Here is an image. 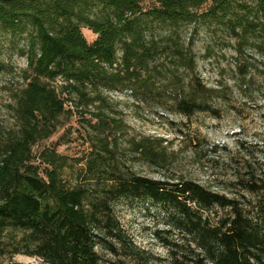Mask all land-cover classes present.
<instances>
[{"label":"trees","instance_id":"16d2710c","mask_svg":"<svg viewBox=\"0 0 264 264\" xmlns=\"http://www.w3.org/2000/svg\"><path fill=\"white\" fill-rule=\"evenodd\" d=\"M145 1L0 0V72H12L4 44L23 40L19 54L26 61L8 89L12 124L0 130V264L16 254L45 264H103L96 246L118 229L114 206L136 199L176 209L177 225L193 234L196 246L186 248L181 262L264 264L263 165L244 154V174L234 177L244 190L261 193L257 217L237 196L193 180L131 172L120 142L124 121L105 93L129 92L138 104L173 107L185 120L201 112L217 116L215 104L231 89L204 82L196 72L194 38L183 34L201 30L214 39L224 32L245 91L255 69L242 56L249 50L264 57V0H151L147 8ZM83 28L97 35L93 41ZM73 116L85 119L88 151L81 165L67 163L54 148L33 153ZM163 142L133 137L127 147L163 166L169 162ZM214 206L229 213L211 225L201 210Z\"/></svg>","mask_w":264,"mask_h":264},{"label":"rangeland","instance_id":"374dc122","mask_svg":"<svg viewBox=\"0 0 264 264\" xmlns=\"http://www.w3.org/2000/svg\"><path fill=\"white\" fill-rule=\"evenodd\" d=\"M151 4L152 1L148 0L143 6L147 8ZM82 32L89 42L97 36L87 28H83ZM188 36L194 38L196 72L205 83L214 85L218 82L231 92L223 95L215 104L219 109L217 116L201 112L187 120L171 110L173 107L164 110L156 105L138 104L125 91L105 92L111 100L113 111L119 113L124 121V131L120 133L124 165L129 171L146 177L174 182L190 179L226 196H237L244 210L257 217L255 207L261 193L252 194L244 190L234 177L244 174V154L249 155L254 166L263 165L264 168V57L249 50L242 56V60L243 57L249 60L255 69L253 80L248 82L251 88L242 91L238 87L241 78L234 71L238 57L225 33L219 32L211 39L209 33L201 30L194 33L188 29L183 37ZM22 43L23 40L18 39L1 47L2 57L11 65L8 71L12 68V72H0V130L12 124V116L7 108L8 89L17 85V71L26 66L25 57L19 54ZM83 125L84 118L73 116L50 138L37 143L33 153L38 155L43 148H54L65 157L67 163L74 165L81 161V165L88 151ZM180 128L185 131L182 136L177 132ZM133 137L163 140L169 162L156 166L138 158L127 147ZM261 173L264 174V170ZM67 178L72 179L70 172ZM191 207L199 212L197 205L191 204ZM114 212L118 229L108 242L96 246L103 264L193 263L181 262L184 251L196 246L193 234L177 225L179 216L174 207L148 199L123 200L114 206ZM228 213L227 208L219 206L209 211L201 210L202 217L211 225L219 223ZM156 231L160 233L159 237ZM111 246L114 250H111ZM3 264L45 263L34 255L16 254L5 259Z\"/></svg>","mask_w":264,"mask_h":264}]
</instances>
